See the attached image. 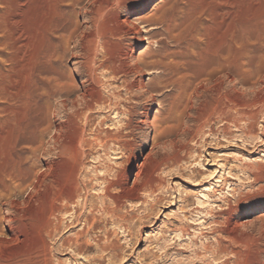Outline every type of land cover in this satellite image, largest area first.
Returning <instances> with one entry per match:
<instances>
[{
  "label": "rangeland",
  "instance_id": "obj_1",
  "mask_svg": "<svg viewBox=\"0 0 264 264\" xmlns=\"http://www.w3.org/2000/svg\"><path fill=\"white\" fill-rule=\"evenodd\" d=\"M23 1L0 0V160H7L9 154L26 157L29 178L22 185L26 204L12 225L19 230V241L0 250V263L16 264L45 249L51 264H264V111L252 121L231 112L237 124L224 121L214 112L213 84L203 82L192 66L179 86H159L153 93L130 91L131 82L144 79L148 84L149 77L112 76L99 68L105 58L100 47L93 65L99 83L92 87V96L101 95L95 96L99 100L90 110H83L80 91L91 89V84L83 67L73 60V41L57 48L62 60L47 65L37 50L14 48L6 35ZM89 1L64 7L71 30H83ZM189 1L200 12L197 29L203 25L213 34L224 33L246 17L259 27L251 34L247 65L252 73L261 72L263 82L264 0ZM181 2L156 0L141 16L170 13ZM48 16L46 22L51 25L55 18ZM157 34V41L137 45L133 58L158 46L159 55L169 62V53L177 47L161 30ZM58 76L61 82L54 86L56 90L43 95L46 82L53 86ZM24 89L41 92L35 110L32 104L19 102ZM251 89V84L238 86L245 98L251 97ZM260 96L264 98V90ZM35 174L41 178L33 190L27 185ZM105 184L112 185L108 193L117 198V206L106 196ZM74 190L79 194L77 214L93 223L86 230L80 224L71 226L74 207L62 199ZM57 206L68 210L56 213ZM105 208L113 215L104 214ZM3 211L5 207L0 206ZM181 226L188 234L177 230ZM79 233L82 252L61 248L63 240H75Z\"/></svg>",
  "mask_w": 264,
  "mask_h": 264
},
{
  "label": "bare ground",
  "instance_id": "obj_2",
  "mask_svg": "<svg viewBox=\"0 0 264 264\" xmlns=\"http://www.w3.org/2000/svg\"><path fill=\"white\" fill-rule=\"evenodd\" d=\"M155 1L156 0H140L138 2H132L129 0H90L88 6L83 12V15L87 18V22L85 23L83 30H80L78 27H75L74 29L71 27L73 29L71 30L70 27H68L67 14L64 11V7L78 5L80 0H24L23 4H20V12H15L17 14L13 16V20L11 21L10 25L7 23L10 27L7 28L6 35L10 39L11 44L14 48L19 47V50L20 48H30L31 50H37L38 54L40 53L41 61H43L47 65L51 64L53 61L63 58L60 57V54H58V52L56 51L57 48L68 46L73 41V48L75 52V54L73 55V60H75L76 63L80 65V67H83L82 69L85 70L84 76H86L87 78L86 81L91 84V89H80V98L82 102L81 107L83 108V110H90L91 104L96 103L99 100H95V96L99 95L96 92L95 93L97 95L92 96V91H94L92 87L95 88L99 83L97 78L95 77L97 76V74H94V72L96 71L93 65L95 63V59H97L98 57H96V51L100 47L105 53V58L99 65V68L106 69L112 76L132 75L135 77H140V75H144L149 77L148 84H144V79H137L131 82L128 87V90L130 91L141 92L149 90L153 93V91L157 90L159 86H162V88L168 86H179L181 82H183V79H185L186 77L185 71L188 69V67L192 66L193 68H196V71L202 75L201 78L203 82L213 84V89L212 91H210L214 92V95H216L214 112L224 121H227L231 124H237L238 120L236 118L230 117L231 112H235L238 115L239 119H247L252 121L257 117L260 111H264V98H261L260 96L261 90H264V81H261V72L257 71L252 73L248 69L247 65V56L249 55L248 45L251 41V34L253 29H259V27H256V25L250 22V20L247 19L248 17H246V19L241 20L239 23L229 26L227 30L223 31L224 33H221V31H219L220 33L216 31L217 33L213 34L211 33L212 30H210L211 32H209L208 30V28L210 27L203 25L202 28L197 29V20L200 12L194 6L195 4L193 5V3L189 0H182L181 3L183 4L180 8L173 6L174 8L170 13L160 12L158 15L151 18L142 17L141 15L148 11L150 6ZM10 10H12V8ZM48 14H53L55 18V21H52L53 24L51 25L47 24L48 21L46 22V17L48 16ZM131 18H133V21H131ZM13 26L19 27L14 31ZM74 26H76V24ZM157 30H161L163 32L162 36H165L167 40L173 42L177 47L176 51L173 50V52L169 53L168 58H170V61L166 62L165 56L159 55L161 48L158 46L153 51L148 48L146 52H144V55H139L137 59L133 58L136 54L135 47L145 42L147 44H150V42L155 40L159 35L157 34ZM153 48H155V46ZM109 49L113 50L114 53H112V51ZM11 52L12 51H10V53ZM169 72L171 73L170 77L168 76ZM246 77H248L249 80H247ZM50 79L53 78L51 77ZM48 82H46L45 84L46 90L44 89L42 93L43 95H49L50 93H53L55 87L59 86L61 78L59 76L55 78L53 82L55 85L52 84L53 86H51V83ZM244 84H251L252 89L248 92L251 95L250 98H245V92L240 90L238 91V86ZM23 91V93L20 92L22 93L21 96H17L19 98V102L27 106L32 104L35 110L38 103L37 100L39 99L41 92L39 94L38 90L28 91L24 89ZM72 106L75 107V104L73 103ZM27 126L29 125L26 124L23 126V128H26ZM37 130L38 129H36V131ZM33 153H30L31 156H33ZM5 154L3 156H5ZM4 158L6 160V157ZM27 170V158L21 155L13 156L12 154H9L7 160L2 165L0 164V206L5 207L6 210V212H0V250L7 244H13L19 241V230L15 231L12 225L14 222H16V216L19 215L20 207L26 204V198L23 196V190L25 187H22V185L28 182L29 178ZM140 174L141 171L139 169L136 176L137 180L140 178ZM40 178V174L33 175V178H31L33 179V182H31L30 179V183H28L27 186L35 190L36 186L40 184ZM136 181L134 183L135 187H137ZM111 186V184L106 185L104 192L107 197L113 199L115 205L117 206V198L110 196V194L108 193V188ZM78 197V192L74 190L71 194L66 195L65 198L63 197L62 199L67 205H72L74 207L73 213L75 214V216L73 217V219L71 218V226H77L78 224H80L82 229L86 230L87 228H89V226H92L93 223L89 220L88 217L80 218V216L77 214L76 209L79 207V203H77L76 199ZM185 202L186 200H181V203L185 204ZM67 210V207L58 208L57 206V208H55L53 211L56 213H61ZM103 212L106 215H113V212L111 210H108V208H105ZM146 219L148 220L147 222H145L149 223V218ZM49 228L50 227H48V230ZM177 230H179V232L182 234H188V230L183 226H181V228ZM47 233H49V231ZM129 236H131V234L128 232V237ZM80 237L81 233L76 235L75 240H63L61 242V248L70 249L76 252H82L83 247L79 242ZM135 241L140 242V240ZM103 251H107L108 253H110L111 251L114 252V249L111 250L109 248L106 250V248H103ZM27 256H25L26 258L24 259L21 258L22 260L18 261L16 264H51L50 257L48 256L45 249L36 251L34 253H31L28 257Z\"/></svg>",
  "mask_w": 264,
  "mask_h": 264
}]
</instances>
